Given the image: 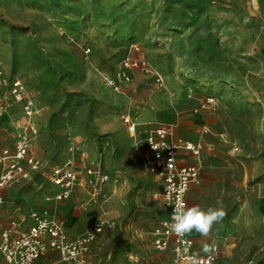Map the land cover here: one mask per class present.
Listing matches in <instances>:
<instances>
[{
	"label": "rangeland",
	"instance_id": "374dc122",
	"mask_svg": "<svg viewBox=\"0 0 264 264\" xmlns=\"http://www.w3.org/2000/svg\"><path fill=\"white\" fill-rule=\"evenodd\" d=\"M124 59L157 71L163 87L152 74L123 67ZM0 69L35 98L33 149L45 166L43 176L0 193L2 226L10 215L52 213L65 203L48 198L47 175L67 157L70 136L109 178L100 201L109 224L84 264H168L170 250L152 245L166 215L154 198L159 184L142 163L146 130L164 123L186 141L210 145L188 206L226 215L208 237L191 234L219 245L213 264H264V0H0ZM173 88L187 106L155 105L174 99ZM194 114L198 122L187 123ZM75 204L80 234L102 213Z\"/></svg>",
	"mask_w": 264,
	"mask_h": 264
},
{
	"label": "built area",
	"instance_id": "2783aa9c",
	"mask_svg": "<svg viewBox=\"0 0 264 264\" xmlns=\"http://www.w3.org/2000/svg\"><path fill=\"white\" fill-rule=\"evenodd\" d=\"M121 65L152 74L155 83L163 87L161 75L143 61L124 59ZM3 88L5 91L0 96V116L12 104L20 107L22 115L13 121L15 133L12 149L0 148V191L30 179L32 172H43V163L30 153L36 134L32 119L38 112L35 98L21 79H8L0 69V91ZM123 122L129 136L134 137L136 123L128 114L123 117ZM202 132H208V128L203 127ZM202 149L201 141L191 142L177 137L173 126L169 124L158 123L146 130L143 168L161 183L159 195L166 209V215L153 232L152 244L160 252L171 250L173 256L168 264H191L193 257L197 258L198 264H213L219 254V245L214 241L208 243L214 245V250L205 253L202 249H195L189 234L179 236L170 230L175 206L182 203L188 207L187 191L191 186L200 184ZM181 150L187 151L193 161L179 162ZM78 173L83 175L84 183L90 187L87 204L100 205V191L109 180L108 175L100 159L87 160L85 151L68 136L67 157L61 164L50 167L47 175L50 183L61 188L54 196L56 200L70 197L77 184ZM27 220L29 225L23 228L22 224ZM108 224V219L102 214L90 230L69 239L62 225L47 212L30 211L27 215L11 219L7 226L0 227V264H36L50 253H55V259L59 262L80 264L89 251L90 243Z\"/></svg>",
	"mask_w": 264,
	"mask_h": 264
},
{
	"label": "crops",
	"instance_id": "0c3cea01",
	"mask_svg": "<svg viewBox=\"0 0 264 264\" xmlns=\"http://www.w3.org/2000/svg\"><path fill=\"white\" fill-rule=\"evenodd\" d=\"M175 89V90H174ZM5 91V88H3L1 91H0V96H1V94L3 93ZM172 92L173 93H171L172 94V96H173V94H174V99H164L163 100V102H162V104L160 103V104H155V105H157L158 107H161V106H166V107H169V106H172L173 105V103H175V104H179V106H181V107H183V106H187V101H185L184 99H183V97H182V95H181V91H178V90H176V88H173L172 89ZM172 98V97H171ZM38 113V112H37ZM36 113V114H37ZM36 114L34 115V117H33V119H32V123H33V125H34V127L36 126V124H35V121H34V119H35V116H36ZM21 115H22V113H21V109H20V107L18 106V105H16V104H12V105H10L9 106V108H8V110H7V112L3 115V116H0V128H1V130L4 132H2L3 134H8L9 136H10V141H8L7 143H1V141H0V148H4V147H8V148H10V149H12V147H13V136H14V133H15V128H14V125H13V121L15 120V119H18V118H20L21 117ZM201 115L200 114H194V115H192V116H189L188 117V119H187V123H191V124H196L197 122H198V120H199V117H200ZM35 129H36V127H35ZM37 132V131H36ZM177 136V135H176ZM178 137V136H177ZM74 139V138H73ZM75 141H76V143L85 151V153H86V156H87V160H90V157H89V155H88V153H87V150L85 149V147H84V145L80 142V141H78V140H76V139H74ZM192 142H198V141H201V140H198V141H193L194 139H190ZM202 143H203V149L204 148H206V147H208V148H210V145H209V143L208 142H204V141H201ZM33 147H34V141H33V146H32V148H31V150H30V153L37 159V160H39V161H41L42 162V159H40L39 157H37L36 156V154H35V152H34V149H33ZM203 149H202V151H203ZM66 153H67V141H66ZM178 161L179 162H182V161H184V162H187V163H189V162H192L193 161V158L189 155V153L187 152V151H183V150H181V151H179V156H178ZM44 168H45V166L43 165V168L41 169L42 171H43V173L45 172V170H44ZM49 169V168H48ZM43 173H41V174H39V172H32L31 173V178L30 179H26V180H22L21 182H19V183H16V184H12V185H10V186H8V187H11V186H15V185H18V184H20V183H24V182H32L34 179H36L38 176H43L44 174ZM148 173V172H147ZM79 175H78V181H77V185L73 188V190H72V192H71V195H70V197L69 198H67V199H63V200H65V203H63V204H60V206H59V208H58V210L57 211H53L52 213H50V212H48L47 210H45V209H42V210H31V211H45V212H47V214L50 216V217H52V218H54V219H56L61 225H62V227H63V229H64V231H65V233H66V235H67V237L69 238V239H74V238H76V237H78V236H80L81 234H83L84 232H86V231H84L83 233H80V234H78L79 233V231H75V230H73L74 228H75V225H76V220H75V217H73L72 216V209L74 208V206H76V204L75 203H77L78 205H79V202H80V205H79V207L80 208H85V206L87 205V201H88V197H89V190H90V187L89 186H87L85 183H84V178H83V175L81 174V173H78ZM150 174V173H149ZM152 175V174H151ZM50 183V182H49ZM51 185H52V187H50L49 188V190L52 192V193H54L53 194V196H50V197H48L49 199H54V200H56L55 198H54V196L56 195V194H58L60 191H61V188L60 187H58V186H56V185H53L52 183H50ZM158 184H159V191L156 193V194H154V198H159L160 199V201H161V203H162V199H161V197H160V190H161V183L160 182H158ZM193 186H195V185H193ZM8 187H6V188H4V189H2L1 191H0V193L3 191V190H5V189H7ZM192 187V186H191ZM191 187H190V189H191ZM189 189V190H190ZM189 190L187 191V193H186V199H187V205H188V193H189ZM100 197H99V200L100 201H105L104 199H102L103 198V194H102V189H101V191H100V195H99ZM71 199H75L76 201H73V200H71ZM79 200V201H78ZM85 200H87V201H85ZM58 201V200H57ZM82 202V203H81ZM106 202V201H105ZM95 206H99L98 208L101 210V213L102 214H104V211H103V207H100L101 206V204L100 205H95ZM162 206H163V203H162ZM189 207V206H188ZM55 206H54V210H55ZM163 208H164V206H163ZM164 210H165V212H166V209L164 208ZM30 212V211H29ZM28 212V213H29ZM27 213V214H28ZM99 215V214H98ZM101 215V214H100ZM17 217H19L18 216V214H13V215H10L9 217H8V219H7V222H6V224L4 225V226H2L1 224H0V227L1 228H3V227H5V226H7V224H8V222L11 220V219H13V218H17ZM97 217H99V216H97ZM29 225V221L27 220L26 222H24L23 224H22V227L23 228H25V227H27ZM92 228V227H91ZM156 229V228H155ZM154 229V230H155ZM90 230V229H89ZM88 231V230H87ZM81 232V231H80ZM154 232V231H153ZM78 234V235H77ZM189 235H190V237L193 239V241H194V246H195V249L196 250H201L202 248H203V246L205 245V243L204 242H198V240H196V236H194L193 234H191V233H188ZM152 242H153V237H152ZM209 243V242H208ZM208 243H206V244H208ZM153 245V244H152ZM168 250H170V249H168ZM168 250H166V251H168ZM165 252V251H164ZM170 252H171V250H170ZM89 254H90V248H89V251H88V253L85 255V257H84V259H83V262L82 263H80V264H84L87 260H88V257H89ZM172 252H171V258H172ZM171 260V259H170ZM52 263H61V262H59V261H57L56 259H55V253H50L49 255H47L46 257H44V258H41L40 260H38L37 261V263L36 264H52ZM66 264V263H65Z\"/></svg>",
	"mask_w": 264,
	"mask_h": 264
},
{
	"label": "clouds",
	"instance_id": "9594fccd",
	"mask_svg": "<svg viewBox=\"0 0 264 264\" xmlns=\"http://www.w3.org/2000/svg\"><path fill=\"white\" fill-rule=\"evenodd\" d=\"M223 208L209 207L206 210L199 206L187 207L184 204H177L172 213L170 230L172 233L183 236L193 231L202 237H208L215 223H219L225 217ZM214 245L205 244L202 251L210 253ZM191 264H198L197 258H191Z\"/></svg>",
	"mask_w": 264,
	"mask_h": 264
}]
</instances>
